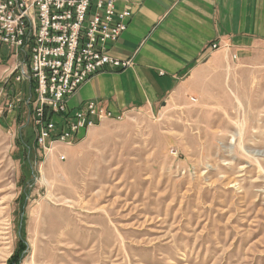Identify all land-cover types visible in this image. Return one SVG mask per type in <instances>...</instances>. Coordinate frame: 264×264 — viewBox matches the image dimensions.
<instances>
[{
	"label": "rangeland",
	"instance_id": "1",
	"mask_svg": "<svg viewBox=\"0 0 264 264\" xmlns=\"http://www.w3.org/2000/svg\"><path fill=\"white\" fill-rule=\"evenodd\" d=\"M5 59L17 62L0 45ZM232 74L227 99L133 111L48 155L28 86L11 84L0 100V264L20 241L19 264H264V70Z\"/></svg>",
	"mask_w": 264,
	"mask_h": 264
},
{
	"label": "crops",
	"instance_id": "2",
	"mask_svg": "<svg viewBox=\"0 0 264 264\" xmlns=\"http://www.w3.org/2000/svg\"><path fill=\"white\" fill-rule=\"evenodd\" d=\"M118 6L133 18L109 55L132 65L94 76L69 99L71 110L89 102L115 115L191 99L205 106L227 99L230 71L233 78L263 73L264 0H118ZM4 62L0 81L17 64Z\"/></svg>",
	"mask_w": 264,
	"mask_h": 264
},
{
	"label": "built area",
	"instance_id": "3",
	"mask_svg": "<svg viewBox=\"0 0 264 264\" xmlns=\"http://www.w3.org/2000/svg\"><path fill=\"white\" fill-rule=\"evenodd\" d=\"M132 18L131 9H120L118 0H0V45L17 60L0 81V100L8 98L11 84L30 86L26 104L35 144L46 155L60 145L72 147L105 121L128 115H115L98 102L74 111L68 101L97 74L131 67V61L112 58L109 49ZM22 102L18 92L8 106Z\"/></svg>",
	"mask_w": 264,
	"mask_h": 264
},
{
	"label": "trees",
	"instance_id": "4",
	"mask_svg": "<svg viewBox=\"0 0 264 264\" xmlns=\"http://www.w3.org/2000/svg\"><path fill=\"white\" fill-rule=\"evenodd\" d=\"M26 250V244L24 241H20V249L19 251L11 258L9 264H19L21 254Z\"/></svg>",
	"mask_w": 264,
	"mask_h": 264
},
{
	"label": "bare ground",
	"instance_id": "5",
	"mask_svg": "<svg viewBox=\"0 0 264 264\" xmlns=\"http://www.w3.org/2000/svg\"><path fill=\"white\" fill-rule=\"evenodd\" d=\"M100 201V200H99Z\"/></svg>",
	"mask_w": 264,
	"mask_h": 264
}]
</instances>
